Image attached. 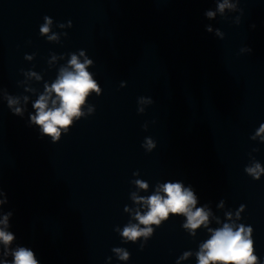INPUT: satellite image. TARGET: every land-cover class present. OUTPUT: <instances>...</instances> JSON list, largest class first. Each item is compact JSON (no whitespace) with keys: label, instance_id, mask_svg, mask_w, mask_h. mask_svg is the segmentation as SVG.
<instances>
[{"label":"clouds","instance_id":"obj_1","mask_svg":"<svg viewBox=\"0 0 264 264\" xmlns=\"http://www.w3.org/2000/svg\"><path fill=\"white\" fill-rule=\"evenodd\" d=\"M226 6L230 7L227 0L224 4L219 5V9L223 11ZM207 15L211 18L214 13L208 12ZM50 23L51 21L48 20L41 27V33L49 31L48 25ZM54 38L50 37V39ZM90 63L91 61L87 59L84 63H81L78 57L73 55L69 61V65L73 70L62 69L57 81L51 87L46 86V92L49 95L53 92L56 94L57 99L52 100L53 106L48 107L49 95H42L34 104L37 114L32 117L33 122L40 126L45 135L51 136L53 141L59 139L61 128L67 129L71 125L73 117L82 114L80 108L89 92L96 91L99 93L96 82L86 70L87 65ZM14 103L16 101H9L10 105ZM57 103L59 106H56ZM16 111L19 112L20 110L16 109ZM260 132L264 133V126L261 127ZM147 146L152 148L154 145L151 141H148ZM258 169H260V166L256 165L255 168H249L247 171L255 174L258 179ZM260 171H264V169H260ZM137 184L141 188H147V184L142 181H137ZM162 191L166 194L165 197L156 194L143 201L148 206V211L143 215L137 213L136 219L140 224L159 225L162 219H167L169 213L185 214L187 216L185 227L192 230L208 221V213L204 209L198 208L193 211L196 198L190 189L183 188L179 183H169L162 186ZM5 202L6 199L0 200V204ZM7 221L8 216L6 215L0 223L7 227ZM151 232V228L139 229L137 225H130L125 227L121 234L134 241L139 236H147ZM250 234V228L246 230L241 225L239 229L234 231L232 226L225 224L223 228L215 230L211 238L201 246V251L198 253V264H255L257 257L253 255V242L250 239ZM13 239L12 233L0 228V242L7 247ZM116 251L120 252L121 250L117 249ZM5 255H7V252ZM188 255L189 253H185V258ZM127 256L128 254L123 252L121 259H127ZM5 264H7L6 261ZM12 264H38V261L32 251L27 248H19L13 253Z\"/></svg>","mask_w":264,"mask_h":264}]
</instances>
